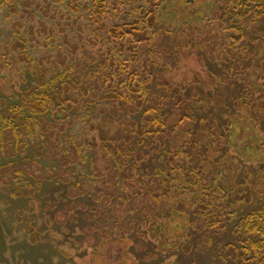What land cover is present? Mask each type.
Here are the masks:
<instances>
[{
  "label": "trees",
  "instance_id": "16d2710c",
  "mask_svg": "<svg viewBox=\"0 0 264 264\" xmlns=\"http://www.w3.org/2000/svg\"><path fill=\"white\" fill-rule=\"evenodd\" d=\"M123 1L67 2L72 11L87 13L92 33L81 56L76 55L78 48L72 50V62H61V70L57 62L52 64L48 58L33 59L26 51V41L16 39L18 62L25 64L36 78L25 86L21 81L14 95L17 101L10 103L8 96L0 97V159L16 153L23 155L29 140L34 138L42 141L41 146L35 147L36 157H57L62 170L83 158L86 161L92 151V175L102 186L98 189L101 197H95L96 201L106 198L111 208L107 212H114L117 201H121L124 213L115 214L116 226L123 231L119 238L131 242L134 238L147 239L149 228L162 234L164 223L159 219L171 217L176 211L186 216L188 229L196 223L205 233L225 230L240 206L258 193L259 206L239 217L233 227L236 242L224 245L218 262L264 264V174L259 190L251 185L256 176L253 169L264 173V167L243 160H237L236 167L226 166L236 157L232 150L234 140L242 150L258 148L264 153V31L260 30L264 0H225L217 17L222 24L233 23L228 29L232 33L221 40L217 31H203L204 42L211 46L209 60L228 65L224 76L207 70L208 79L196 73L191 82L179 84L167 80L166 69H159L154 57L161 54L154 42L155 28L163 30L160 9L167 0H146L147 5L139 8V16L131 9L129 21L108 27L105 19L110 5L119 8ZM0 3H9V14L18 13L21 4L35 17L29 11L30 0ZM102 31L106 33L103 39ZM188 39L206 66L207 51L192 35ZM218 45L222 50H218ZM145 48L151 49L152 54L143 59L141 52ZM124 52L130 56L124 57ZM255 69L259 74L253 79ZM228 72L230 75L226 76ZM237 81L241 83L240 93L224 97L219 85ZM226 99L231 106L223 111L220 107L227 106L223 102ZM102 102L111 105L109 110L102 108V121L117 127V133L93 120L92 110ZM82 108L88 109L82 120L85 130L74 135L68 129L74 126ZM262 163L264 166V159ZM227 168L234 171L225 179L223 171ZM4 178L29 184L25 171L12 163L0 168V182ZM31 191L35 193L38 188L32 187ZM69 192L77 197L83 195L74 186ZM133 208L139 210L138 222L129 218ZM94 209L96 215L103 213ZM166 209L170 211L168 215ZM193 214L195 219L191 218ZM29 226L30 241L39 242L40 233L31 223ZM96 228L104 241L106 229L99 225ZM177 247L190 253L193 245L186 240L175 241L174 248Z\"/></svg>",
  "mask_w": 264,
  "mask_h": 264
},
{
  "label": "rangeland",
  "instance_id": "374dc122",
  "mask_svg": "<svg viewBox=\"0 0 264 264\" xmlns=\"http://www.w3.org/2000/svg\"><path fill=\"white\" fill-rule=\"evenodd\" d=\"M68 1L30 0L29 11L35 17L28 14L21 4H18V13L9 14V3H0V97L8 96L10 103L17 101L18 98L14 95L21 81L25 86L36 78L35 74L16 58L18 50L14 48V43L18 37L26 41V51L33 59L39 61L41 58H48L53 62L52 64L57 62L60 70L64 68L61 62H72L70 56L72 50L78 48L79 52L76 55L80 57L84 52V45L90 44L87 37L92 31L88 26L87 13L84 10L80 13L72 11L67 5ZM146 5V0H124L119 8L111 4L105 23L108 27L125 23L132 17L131 9L139 16V8ZM224 6L225 0L163 2L160 13L164 27L163 30H159V27L155 28L157 34L154 38L161 54L154 57L159 63V69H166V78L172 84H179L185 80L191 82L196 73L208 79L207 70L214 71L221 77L224 76L223 72L226 70L224 67L228 65L209 60L211 46L204 42L206 37L203 33L205 29L217 31L222 35L221 40L232 33L228 29L233 23L227 21L222 24L217 17V12H220ZM260 23V30L264 31V18ZM105 34V31H102L100 37L103 39ZM188 35H192L207 51L206 66L193 52L196 49L188 42ZM102 45L103 48L107 47L105 44ZM167 47L170 48V52L164 54ZM214 47L216 43H213L212 48ZM218 50H222L220 45ZM141 54L144 59L152 54V50L145 48ZM129 56L128 52H124V57ZM142 58L139 59L140 62ZM258 74V69H255L251 78H256ZM229 75V72L226 73V76ZM220 87H223L224 91L221 94L224 97L228 93L237 95L242 88L239 81L231 85L222 84L219 85ZM223 102L227 106H221L220 109L224 108L223 111H227L231 106L230 101L226 99ZM110 107L111 105L105 102L97 104L96 109L92 110L93 120L103 123V127L111 133H117V127L110 122L102 121V116L105 114L102 113V108L109 110ZM87 111L86 108L78 111L80 117L76 118V123L68 129V132L71 131L74 135L84 133L85 126L82 120ZM106 115L108 116L109 113ZM29 142L23 155L16 153L0 159V168L12 163L21 167L29 179V184H19L21 177L20 180L12 179L9 182L4 178L0 182V264H220L218 257L224 245L236 242L233 227L239 217L245 211L259 206L260 197L257 193L248 203L244 202L240 206L238 214L229 221L225 230L205 233L196 223L188 229L186 216L176 211L171 217L159 219L164 223L162 234L149 228L147 239L134 238V242L120 239L119 236L123 231L120 226H116L118 220L115 214L123 215V205L121 201H117L114 212L111 210L107 212L110 207L106 198L102 202L100 198L96 201L95 197H101L98 189L102 186L92 175L93 152H88L86 161L83 158L76 165L62 170L57 157H36L35 147L42 145L40 138L30 139ZM235 143L236 140L232 148L235 152V160L229 161L226 166L236 167L238 165L236 161L243 160L264 167L262 165L264 153L261 150L252 148L248 152L235 146ZM233 171L224 169L225 179L231 177ZM253 171L256 176L251 180V185L259 190L261 176L264 173L257 169ZM242 180L243 178H240V181ZM70 186L80 189L83 195L77 197L70 193ZM32 187H37L38 191L32 192ZM101 203L104 205L101 206ZM94 208L100 209L103 213L96 215ZM166 213L168 215L170 211L166 209ZM139 215V210L133 208L129 218L138 222L141 219ZM191 218L195 219V215L193 214ZM29 223L40 233V240L37 243L30 241ZM98 225L106 229L107 235L104 241L98 234L96 228ZM207 239L210 242H207ZM185 240L193 245L190 253H185L180 247L174 248L175 241ZM159 244L162 246L156 248Z\"/></svg>",
  "mask_w": 264,
  "mask_h": 264
}]
</instances>
